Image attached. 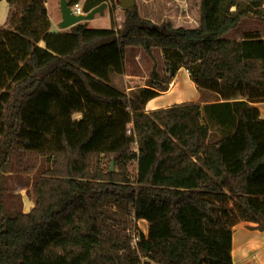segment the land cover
Segmentation results:
<instances>
[{"label":"trees","instance_id":"trees-1","mask_svg":"<svg viewBox=\"0 0 264 264\" xmlns=\"http://www.w3.org/2000/svg\"><path fill=\"white\" fill-rule=\"evenodd\" d=\"M8 1L21 12L0 28V264H139L131 226L140 220L139 253L156 264H233V227L264 230V120L254 106L264 102V38L223 36L246 17L264 22V0H200L190 29L157 26L136 4L116 28L114 7L113 28L66 32L50 31L46 0ZM104 2L85 0L83 12ZM128 48L153 60L159 50L166 72L154 67L130 95L111 83ZM182 68L221 102L145 112ZM40 158L50 168L33 184L34 206L10 213L4 175L12 161L30 173Z\"/></svg>","mask_w":264,"mask_h":264},{"label":"rangeland","instance_id":"rangeland-1","mask_svg":"<svg viewBox=\"0 0 264 264\" xmlns=\"http://www.w3.org/2000/svg\"><path fill=\"white\" fill-rule=\"evenodd\" d=\"M4 1V5H0V28H10V24H14L13 17L18 16L21 11H17L15 6ZM0 1V2H2ZM70 0H68L69 2ZM85 0H80L79 5L82 7ZM119 0H108L107 7L103 15H95V18L86 22L89 29H111L112 8L114 9V20L116 28H119L124 20V13L120 5H116ZM25 6V3L23 4ZM136 5L140 15L144 19L152 21L153 24L161 26L166 22H170L174 28H195L198 26L200 0H136ZM44 8L47 17L51 22L53 30L56 32H66L69 29L61 30L59 28L61 22L60 0H46ZM17 18V17H16ZM12 21V22H11ZM258 34L264 38V22L254 16L244 18L237 29L223 36L224 39L240 40L244 35ZM161 75L165 76L164 57L159 50H154V60L147 56L141 48H128L125 55V71L124 74H111V83L117 89L125 90L126 87H134L139 89L147 83L153 68ZM129 80V81H128ZM177 88L180 85L183 92H187V79L184 81H176ZM132 92L129 93V95ZM184 98V97H183ZM215 98H218L215 96ZM179 99V98H178ZM214 98H210L213 100ZM155 104L150 105L154 106ZM78 118L79 115H75ZM137 145H131V150L136 149ZM112 164V163H111ZM114 167V165H113ZM50 168V163L44 158H40L36 168L30 173H22L17 171V166L12 161L8 172L4 175L2 185L4 187L3 202L5 208L10 213L28 212L34 206L33 184L35 180L45 170ZM136 163L130 162L128 165V173L135 175ZM138 222V226L133 222L131 230L134 226L142 230L145 234L147 226L144 222ZM143 224V225H142ZM145 225V226H144ZM146 227V228H145Z\"/></svg>","mask_w":264,"mask_h":264},{"label":"crops","instance_id":"crops-1","mask_svg":"<svg viewBox=\"0 0 264 264\" xmlns=\"http://www.w3.org/2000/svg\"><path fill=\"white\" fill-rule=\"evenodd\" d=\"M4 3V1L0 2V5H4ZM50 31H55L52 25ZM184 77L188 81V84H185L187 92L182 91V85L176 89L178 86V84L176 85V81H180L181 79L184 81ZM134 90L136 88L127 86L125 90L121 91L129 95ZM212 97L214 99L210 100ZM217 102H221V100L215 98L214 94L199 93L195 84L190 80L188 72L182 68L175 78H173L169 89L165 93L148 101L144 106V110L145 112H150L183 103H200L204 106L205 104ZM152 104L155 105L150 107ZM254 106L259 109L260 118L264 120V102L254 103ZM142 221L146 223L148 228L145 220H140L139 222ZM231 256L233 264H264V230L258 229V223L240 222L233 227Z\"/></svg>","mask_w":264,"mask_h":264},{"label":"water","instance_id":"water-1","mask_svg":"<svg viewBox=\"0 0 264 264\" xmlns=\"http://www.w3.org/2000/svg\"><path fill=\"white\" fill-rule=\"evenodd\" d=\"M120 7L123 11L131 9L135 6L136 0H119ZM107 7V3H102L98 7H95L88 13H83L75 15L69 6L68 0H60V12H61V22L59 28L61 30L70 29L71 27L91 21L95 18V15H103L104 10ZM111 169H113V163L111 164Z\"/></svg>","mask_w":264,"mask_h":264},{"label":"built area","instance_id":"built-area-1","mask_svg":"<svg viewBox=\"0 0 264 264\" xmlns=\"http://www.w3.org/2000/svg\"><path fill=\"white\" fill-rule=\"evenodd\" d=\"M72 12L75 14V15H79V14H83V9L82 7L79 5V4H75L72 8ZM132 129V126H128V130H127V133L128 135H134L133 131L131 130ZM135 137V135H134ZM137 145V143H135ZM137 147L136 149H133L131 150V152L133 153H137ZM136 225L138 226V222H136ZM137 231H139V228L137 229H134L132 230L131 232V248L132 250H134L137 254H138V257H139V264H156L154 262H152L149 258L147 257H143L140 253H139V249H138V242H139V236H138V233ZM143 234H145L142 230H140Z\"/></svg>","mask_w":264,"mask_h":264},{"label":"bare ground","instance_id":"bare-ground-1","mask_svg":"<svg viewBox=\"0 0 264 264\" xmlns=\"http://www.w3.org/2000/svg\"><path fill=\"white\" fill-rule=\"evenodd\" d=\"M180 99H183V98H180ZM142 222H143V221H142ZM144 223H145V222H144ZM142 225H143V224H142ZM145 225H146V223H145ZM145 225H144V226H145ZM145 228H146V227H145Z\"/></svg>","mask_w":264,"mask_h":264}]
</instances>
